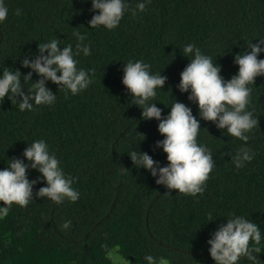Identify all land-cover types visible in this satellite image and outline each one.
<instances>
[{
    "label": "trees",
    "instance_id": "16d2710c",
    "mask_svg": "<svg viewBox=\"0 0 264 264\" xmlns=\"http://www.w3.org/2000/svg\"><path fill=\"white\" fill-rule=\"evenodd\" d=\"M129 2L135 8L141 0ZM6 3L9 17L0 24V75L5 67L26 75L31 69L23 68L22 62L28 55L35 59L40 43L58 38L61 47L75 46L72 33L80 31L87 34L92 54H81L79 66L94 68L95 82L78 95H66L49 81L57 102L34 112H20L7 98L0 101V170L8 166V159L23 158L32 142L44 139L65 173L79 178L73 187L80 192L74 204L39 197L26 208L13 204L0 220V264H113L105 244L125 264H146L144 255L169 264H215L207 241L233 213L257 223L264 235V76L251 85L249 110L259 124L247 142L255 158L244 168L232 163L244 142L201 120L198 140L212 149L216 167L203 195L195 198L178 190L169 193L147 169L134 165L133 151L148 152L162 166L168 163L167 154L153 151L164 139L159 121L143 120L142 109L133 104L122 83L125 63L144 60L154 73L168 78L157 97L163 114L176 100L199 118L198 105L177 88L190 63L180 49L195 43L230 80L239 71L235 56L249 50V41L264 39V0H152L143 13L129 10L112 31L103 26L90 29V0ZM18 8L23 9L20 16L15 15ZM259 59H264V52ZM39 79L33 75L34 82ZM28 174L30 180L42 175L32 169ZM44 186L46 181L38 183L34 195ZM209 211L215 218L210 222ZM66 221H71L67 229ZM239 264H264V246L254 259L243 257Z\"/></svg>",
    "mask_w": 264,
    "mask_h": 264
},
{
    "label": "clouds",
    "instance_id": "9594fccd",
    "mask_svg": "<svg viewBox=\"0 0 264 264\" xmlns=\"http://www.w3.org/2000/svg\"><path fill=\"white\" fill-rule=\"evenodd\" d=\"M90 2L94 13L89 21L90 29L103 26L112 31L120 26L129 10L133 15L137 10L143 13L152 0H141L135 8H131L129 0ZM22 12L23 9L18 8L15 15L20 16ZM8 17L6 0H0V24L6 22ZM72 36L76 41L75 46L69 43L61 47L62 41L58 38L40 43L35 59L28 55L22 62L23 68L31 69L26 75L19 69L5 67L0 75V101L7 98L18 105L20 112H34L40 106L51 107L57 102L58 95L48 87L49 81L59 86V92L63 91L66 95L69 92L78 95L89 89L95 82V69L80 67L79 57L81 54L90 56L92 45L86 43V33L75 31ZM256 40L258 43L249 41L248 51L235 56L234 63L239 66V71L230 80L221 75V66L195 43H188L180 49L190 63L181 72L177 88L181 93L189 94L188 100L198 105L199 118L193 115L191 107L176 100L165 116L163 109L157 107V97L168 78L162 73H154L152 64L144 60L125 63L122 83L130 92L133 104L142 109L143 120L154 118L159 121L158 131L164 139L156 142L153 151L162 149L167 154L168 163L162 166L161 161L154 160L148 152L141 150L133 151L131 160L137 168L147 169L156 178V184L165 186L169 193L178 190L179 194L195 198L206 190L216 164L212 149L198 140L201 120L214 123L220 130L226 129L230 136L244 142V146L232 157L237 169L244 168L255 158L256 153L247 147L249 133L259 124L254 112L249 110L253 94L251 85H256L257 77L264 76V59H259L264 52V39ZM33 75L40 79L34 82ZM7 165L0 170V202H3L0 205V220L9 215L13 204L26 208L35 197L47 198L57 204L65 201L74 204L80 199V192L73 187L79 178L65 173L60 159L44 139L32 142L24 150L23 158L8 159ZM29 169L42 175L30 180ZM44 181L46 186L39 188L34 195V187ZM214 219V213L209 211L207 221ZM70 225L71 221H66L63 227L67 229ZM207 244L210 245L208 251L215 264H239L241 258L254 259V253L261 251L264 235L257 223L233 213L227 217L226 224H220L211 233ZM103 247L113 264H125L123 257L117 255L115 250H109L107 244ZM143 259L146 264H169L163 258L158 262L153 255H144Z\"/></svg>",
    "mask_w": 264,
    "mask_h": 264
},
{
    "label": "water",
    "instance_id": "95a60500",
    "mask_svg": "<svg viewBox=\"0 0 264 264\" xmlns=\"http://www.w3.org/2000/svg\"><path fill=\"white\" fill-rule=\"evenodd\" d=\"M124 171H125V167L123 166V172L122 173H124Z\"/></svg>",
    "mask_w": 264,
    "mask_h": 264
}]
</instances>
